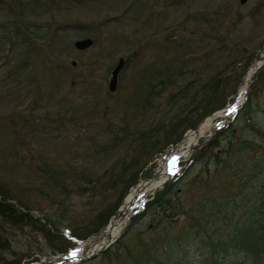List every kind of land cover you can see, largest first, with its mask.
Wrapping results in <instances>:
<instances>
[{
	"label": "rangeland",
	"instance_id": "obj_1",
	"mask_svg": "<svg viewBox=\"0 0 264 264\" xmlns=\"http://www.w3.org/2000/svg\"><path fill=\"white\" fill-rule=\"evenodd\" d=\"M86 37L94 43L77 48ZM263 52L264 0L0 1V192L33 216L29 224L0 215V264H52L67 247L86 254L131 188L177 150L179 136L234 100ZM253 88L218 144L201 155L221 117L180 162L189 170L169 205L134 220L136 207L111 248L80 264H132L139 256L156 264L151 254L169 245L165 234L187 231L249 186L264 189V71ZM67 226L87 237L83 248L64 237ZM185 252L178 264L246 257L203 246Z\"/></svg>",
	"mask_w": 264,
	"mask_h": 264
},
{
	"label": "trees",
	"instance_id": "obj_2",
	"mask_svg": "<svg viewBox=\"0 0 264 264\" xmlns=\"http://www.w3.org/2000/svg\"><path fill=\"white\" fill-rule=\"evenodd\" d=\"M250 101L251 95L246 107ZM216 142L217 140L211 142L204 150L203 155H207L208 150ZM253 178L255 175L251 176L247 183ZM179 181L180 178L165 191L158 192L155 198L147 204L146 210L136 219L150 213L156 207L164 208V205H169L166 204L169 201V195L174 190L173 186ZM225 201L211 210L212 213L205 214L201 219H194L192 223H189L187 231L165 234L166 237H169V245L163 246L158 256L151 254L152 261L156 264H178L184 257V250L189 254L191 250L197 251L203 246L209 247L212 253L229 252L231 249L234 252H244L246 257L241 264H264V189L256 191L254 186H249L248 189H245V193L237 192ZM0 215L8 217L12 221L29 224H32L33 220V216L29 212H21L13 203L5 199H0ZM235 217L238 220L233 222ZM225 223L228 225L227 228ZM103 226L99 225L98 228ZM226 256L225 254L223 257L215 258V264L223 262ZM187 257L188 255L186 260ZM146 260L147 258L144 256H139L132 261V264H143Z\"/></svg>",
	"mask_w": 264,
	"mask_h": 264
},
{
	"label": "bare ground",
	"instance_id": "obj_3",
	"mask_svg": "<svg viewBox=\"0 0 264 264\" xmlns=\"http://www.w3.org/2000/svg\"><path fill=\"white\" fill-rule=\"evenodd\" d=\"M257 65H261L264 63V52L259 56L258 60L256 61ZM252 68L247 72L244 83L241 85L239 89V96L241 99V96L243 93L246 91L247 86H248V81L249 77L251 75ZM211 121L212 118H208L205 120L201 126L197 129L190 130L186 137L185 141L182 142L179 145V150L176 153H173L171 155H163L160 159V164H161V169L160 171L156 174L155 178L153 181H143L141 182L137 187L133 188L131 192L126 196L125 201L123 202L121 206V212L124 214L130 213L131 204L136 203L139 201L143 196L147 195L148 193H151L156 187L160 184L163 183L166 177L170 174V172L173 170L177 160L179 159V156L186 155L188 152L189 147L196 142L201 135L207 132V130L211 127ZM175 158V159H173ZM159 170V169H158ZM125 222L122 220L116 221L113 225L109 227V232L112 234V238H116L119 234L120 231L122 230ZM104 236L97 242H95L92 245V250L98 249L100 246L103 245L104 243ZM77 255H67V257H58V258H51L52 263L55 264H64L68 262L69 258H76Z\"/></svg>",
	"mask_w": 264,
	"mask_h": 264
},
{
	"label": "water",
	"instance_id": "obj_4",
	"mask_svg": "<svg viewBox=\"0 0 264 264\" xmlns=\"http://www.w3.org/2000/svg\"><path fill=\"white\" fill-rule=\"evenodd\" d=\"M247 0H241V2H246ZM93 43V40L91 38H85V39H81V40H77L76 41V46L79 49H84L88 46H90ZM125 64V60L124 58H120L119 63L117 64V66L114 68L113 72H112V77L110 79L109 82V89L111 91H115L117 88V84H118V76L119 73L121 71V69L123 68Z\"/></svg>",
	"mask_w": 264,
	"mask_h": 264
},
{
	"label": "snow or ice",
	"instance_id": "obj_5",
	"mask_svg": "<svg viewBox=\"0 0 264 264\" xmlns=\"http://www.w3.org/2000/svg\"><path fill=\"white\" fill-rule=\"evenodd\" d=\"M235 111H236V108L234 106L229 110L230 113L235 112ZM173 159H175V158H173ZM73 255H75V253H73Z\"/></svg>",
	"mask_w": 264,
	"mask_h": 264
}]
</instances>
